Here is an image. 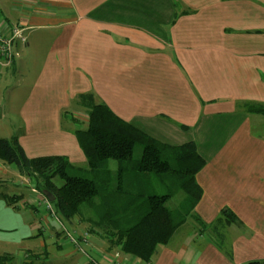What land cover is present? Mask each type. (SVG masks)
<instances>
[{
    "label": "crops",
    "instance_id": "obj_1",
    "mask_svg": "<svg viewBox=\"0 0 264 264\" xmlns=\"http://www.w3.org/2000/svg\"><path fill=\"white\" fill-rule=\"evenodd\" d=\"M37 22L55 35L21 109L26 128L18 138L29 158L88 163L62 113L77 95L94 92L156 140L175 147L194 142L206 161L196 178L203 192L196 214L212 224L228 209L242 226L224 230L232 260L190 220L144 263L110 249L100 234L82 239L87 225L54 219L43 193L32 182L28 195L16 190L18 180L28 184L25 176L0 161V258L11 255L13 264L264 260V114L244 107L264 104V0H0L4 34L20 27L25 34ZM20 43L16 53L30 45ZM5 196H17L16 205Z\"/></svg>",
    "mask_w": 264,
    "mask_h": 264
},
{
    "label": "trees",
    "instance_id": "obj_2",
    "mask_svg": "<svg viewBox=\"0 0 264 264\" xmlns=\"http://www.w3.org/2000/svg\"><path fill=\"white\" fill-rule=\"evenodd\" d=\"M73 104L87 112V128H77L74 134L89 168L93 172L102 169L107 172V180L110 177L112 180L110 163H117L119 174L116 190L110 188V183L100 184L97 173L90 178L69 173L71 161L66 156L31 159L22 148L18 136L13 139L0 138V161L16 165L22 176L29 177L34 188L40 192L49 191L55 196L54 211L63 223L73 224L79 220L88 226L82 239L89 234H100L110 249H116L144 263H151L157 249L167 246L181 227L194 220L205 234L210 235V241L218 249L229 259L234 258L224 230L231 225L242 226L237 216L224 209L215 222L205 224L196 214L197 204L203 197L196 178L206 161L198 154L194 142L177 147L162 143L132 122L124 121L94 92L77 95ZM244 107L249 113L264 114V104L250 102L245 103ZM66 112L62 113V118L65 120L69 117L72 123L78 125L76 118ZM139 145L143 150L140 159H137L135 150ZM153 175L162 178L170 175L174 188L185 193L177 211L167 206V202L174 196L172 190L167 195H149L141 183L138 189L133 186L135 193L128 192L130 188L126 190L124 187L132 176L141 178ZM103 179H106L104 175ZM59 180L62 181L61 185ZM118 194L127 196V203L119 208ZM99 197L103 198V203L97 206L96 200ZM16 198L4 197L11 206L16 205ZM83 207L93 211L91 218L86 217ZM0 264H13V257L2 256ZM27 264L36 263L31 260ZM245 264H264V260Z\"/></svg>",
    "mask_w": 264,
    "mask_h": 264
},
{
    "label": "rangeland",
    "instance_id": "obj_3",
    "mask_svg": "<svg viewBox=\"0 0 264 264\" xmlns=\"http://www.w3.org/2000/svg\"><path fill=\"white\" fill-rule=\"evenodd\" d=\"M61 15L64 16L65 13L63 14L62 12ZM37 23L39 24H35V27L32 30H27L24 34L27 42L29 41L30 43L29 47L22 46L19 49L17 48L18 55L13 61V64L17 63V65L10 68L8 71H4L5 69L2 68L0 72V138L13 139L14 136H20L23 134L26 128L21 109L28 101L27 99L29 98L30 93L32 94V91L35 89L36 81L44 67V61L47 57L49 46L55 35V32L48 28L49 24H40V22ZM67 112H69L70 115H73L79 123L78 125L76 123H72L69 117H67L64 121L67 127L74 130L73 133L77 128H87L88 122L86 110H83L79 106L75 105L70 111ZM142 150L143 147L140 145L136 148L135 158L140 159ZM110 164L111 171H113L111 173L112 180L111 177L110 180H107V172L103 171L102 169L96 172L91 171L88 163L71 162V166L68 171L72 175H82L88 178L93 177V175L97 173L100 177V184L110 183V188L116 190L119 174L117 167L115 166L117 163L111 162ZM12 168L15 169L17 167L16 165H12ZM103 175L106 179H103ZM163 178L157 175H153V177L143 176L141 178L138 176H132L128 179V182H125L126 184L124 187L126 190H129L130 188L128 192L135 193L136 189L134 187H137V189L140 188L139 183H141V186H143V189L147 190L146 193L149 195H167L172 190L174 196L167 202V206H169L173 211H177L185 198V193L182 190L178 191L176 188H174L175 184L170 179L172 178L170 175H166V177L164 179ZM24 180L28 182V184L22 179L18 180L19 189L16 190H20L21 192L28 195V193H30L32 190L30 187L31 180L29 177H25ZM137 181L139 182L137 183ZM58 182L60 185L62 184L61 180ZM117 196L119 201L118 208L122 204L127 203V196H123L121 194H118ZM51 203L53 207H55L54 203ZM101 203H103V198L99 197L98 200H96V204L97 206H100ZM85 208L86 207H83L86 217L91 218L93 211L91 212ZM64 223L67 225V227L69 226L68 223Z\"/></svg>",
    "mask_w": 264,
    "mask_h": 264
},
{
    "label": "built area",
    "instance_id": "obj_4",
    "mask_svg": "<svg viewBox=\"0 0 264 264\" xmlns=\"http://www.w3.org/2000/svg\"><path fill=\"white\" fill-rule=\"evenodd\" d=\"M18 42H22L23 44L27 43V39L26 37H24V30L22 28H14L12 32L8 35L4 34L0 30V71L2 68L10 67V65L13 64V61L17 56L15 46ZM33 189L35 193L38 192L35 188ZM42 200H44L43 203L45 204L46 209L51 213L53 218L59 220L60 218L57 213L53 210L51 201L45 196H43ZM59 221L60 223H62L61 220ZM63 229L66 230V227H64ZM70 239L76 246H78L79 241L77 240V238H75V236H70ZM117 264L124 263L119 262Z\"/></svg>",
    "mask_w": 264,
    "mask_h": 264
},
{
    "label": "water",
    "instance_id": "obj_5",
    "mask_svg": "<svg viewBox=\"0 0 264 264\" xmlns=\"http://www.w3.org/2000/svg\"><path fill=\"white\" fill-rule=\"evenodd\" d=\"M42 193H43V195H44L47 199H49L51 202L54 203V201L56 200V199H55V196H53L49 191H44V192H42Z\"/></svg>",
    "mask_w": 264,
    "mask_h": 264
}]
</instances>
